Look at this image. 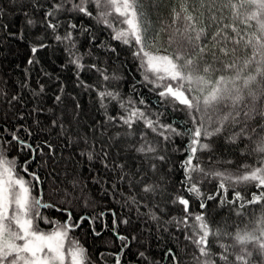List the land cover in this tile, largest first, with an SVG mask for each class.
<instances>
[{"label":"trees","instance_id":"1","mask_svg":"<svg viewBox=\"0 0 264 264\" xmlns=\"http://www.w3.org/2000/svg\"><path fill=\"white\" fill-rule=\"evenodd\" d=\"M54 2L57 0H37L40 6L37 8L31 0H0V10L4 13L0 24L8 25L0 29V135L11 140V132L21 129L22 138L34 147L40 145L29 166V172L41 177L33 195L41 192L43 203L53 205L40 209L51 222L38 221L41 229L51 231L60 224L73 225L65 248L78 241L93 264H114L110 254L124 244L128 247L123 250L122 264H146L139 257L140 252L146 254L147 264H174L167 255L169 249L178 257L177 264H192L196 249L185 239V225L178 224L185 215L184 206L173 202L179 195L188 198L187 185L181 184L184 180L181 161L186 157L188 137L174 136L165 141L145 128L143 121H137L129 129L121 119L127 115L126 109L138 107L151 119H156L159 113L160 123L172 124L183 131L192 127L187 111L182 105L173 108L171 103L166 104L158 95L160 89L152 90L153 85L144 80L139 59L133 56L135 48L113 39L112 29L103 23L82 13L63 12L58 14L63 23L56 32L47 28L42 23L44 13ZM174 6H178L177 0H161L156 7H151L146 0L154 30L159 29L161 21L171 23ZM89 10L94 15L97 12L94 4ZM225 17L227 22L230 11L225 12ZM28 18L36 24L28 25ZM112 19H116L115 14ZM69 20L77 25L75 29L69 28ZM215 30L209 29L205 43L211 40ZM68 31L72 32L71 42L56 40V35L63 37ZM161 39L166 42L167 36L162 35ZM41 43L45 45L42 48ZM33 46L38 47L35 54L31 51ZM251 54V48L244 49L242 45L237 53L241 59ZM76 57H81L79 63L83 68L78 69L71 62ZM29 59L34 63L29 64ZM223 59L228 61L232 57ZM105 91L119 95L101 97L100 93ZM141 99L144 104L139 103ZM256 103L259 105V100ZM248 125L250 129H257V133H252V140L243 137L236 143L229 142L227 138L239 131L238 126L231 124L221 135L209 138L213 151L201 155L204 165L241 174L245 166H256L261 156L252 150L253 141L264 134L259 132L264 128V118L256 116ZM23 129L32 135L28 136ZM142 134L157 148L156 153L147 156L165 155L166 160L146 159L145 153L136 151L144 143ZM88 153H92L91 159ZM6 155L17 157V171L30 180L19 165L33 154L27 149L21 151L12 142ZM152 163L157 166L155 172ZM218 183L212 178L203 182L201 190L206 208L201 209L200 200L192 198L190 211L193 216L203 212L213 227L226 225L227 231L235 233L238 227L243 228L260 215L261 205H248L244 215H237L239 202L233 206L221 205L218 200L207 201V195L216 192ZM149 184L159 186L155 193L144 191ZM236 190L247 199L258 192L254 184L240 185ZM232 191L229 190V200ZM116 234L127 239L121 241ZM220 242L232 243L227 237ZM212 243L214 252L222 251L217 241Z\"/></svg>","mask_w":264,"mask_h":264},{"label":"snow or ice","instance_id":"2","mask_svg":"<svg viewBox=\"0 0 264 264\" xmlns=\"http://www.w3.org/2000/svg\"><path fill=\"white\" fill-rule=\"evenodd\" d=\"M31 2L34 7H40L37 0ZM160 2L148 0L151 7L158 6ZM145 3L146 0H57L44 13L42 23L56 32L63 23L58 14L63 12L82 13L94 18L97 23H103L112 29L113 39L135 48L133 56L139 59L144 80L153 85L152 90L160 89L159 97L166 104L171 103L173 108L177 104L184 106L192 127L183 131L172 124L160 123L159 113L156 119H151L138 107L126 109L127 115L121 119L129 129L137 121H143L145 128L151 129L165 141L174 136L188 137L186 157L181 161L184 171L181 184L182 187L187 185L188 198L179 195L173 202L184 206L185 215L178 224L185 225V239L196 249L192 264H264V134L253 141L255 147L252 149L260 154L261 159L256 166H245L242 174L206 167L201 159L203 153L211 154L213 151L209 138L221 135L229 124L239 127V131H234L227 138L229 142L236 143L243 137L252 140V133H257V129H250L248 122L256 116L264 118V0H177L178 6L171 9V23L161 21L158 30L153 29ZM93 4L97 9L95 15L89 10ZM226 11L231 13L227 22ZM114 14L115 20L112 19ZM3 15L0 10V17ZM26 23L32 26L36 21L28 18ZM67 23L70 29L77 27L70 20ZM7 27L0 24V29ZM211 28L216 30L211 33V40L205 43ZM162 35L167 36L166 42L162 41ZM55 38L71 42L72 32L68 31L63 37L56 35ZM229 44L233 46L231 49ZM241 45L244 49L251 48V56L241 59L237 55ZM44 46L42 43L39 45L41 48ZM31 51L35 54L38 47L33 46ZM229 56L232 59H223ZM80 59L76 57L71 61L78 69L84 67L79 63ZM28 63L33 64L34 60L29 59ZM104 78L108 79L107 76ZM118 95L107 91L100 93L101 97L116 98ZM56 99L60 100V96ZM139 103L145 102L141 99ZM23 130L28 136L32 135L27 129ZM20 131H12L11 140H5L0 135V264H69V261L70 264H93L87 250L78 241L65 248L73 225L60 224L51 231L41 229L38 221L51 222L46 220L40 209L53 205L44 204L42 196L33 195L34 189L41 183V177L36 172H29V166L34 162L40 145L34 147L20 136ZM259 132L264 133V128H260ZM142 140L144 143L136 151L145 153L146 159H167L165 155L148 157L147 154L156 153L157 148L147 140L146 134H142ZM12 142L19 145L21 151L27 149L33 154L23 165H19L31 177L30 180L17 171V157L9 158L6 155ZM48 147L51 149V145ZM88 156L91 159L92 153H88ZM156 167L155 163L151 164L153 172ZM194 176L199 179H194ZM209 178L219 183L216 192L207 195V201L218 200L221 205L233 206L239 202L237 215H244L246 206L259 204L262 209L260 215L249 220L243 228L238 227L235 233L227 231L226 225L213 227L203 212L193 216L190 199L200 200V208H206L201 187ZM249 184H254L258 189L251 199L236 190L237 186ZM158 187L149 184L144 191L155 193ZM230 189L233 190L231 200L227 198ZM131 199L136 202L135 197ZM152 218H156L155 214ZM225 237L232 243L220 242ZM118 239L124 241L127 238L118 236ZM213 240L219 243L222 251H213ZM127 247L124 244L117 252L110 254L114 264H122L121 256ZM167 255L177 264L178 257L172 249L168 250ZM103 256L102 253L101 259ZM139 257L147 264L144 252H140Z\"/></svg>","mask_w":264,"mask_h":264},{"label":"water","instance_id":"3","mask_svg":"<svg viewBox=\"0 0 264 264\" xmlns=\"http://www.w3.org/2000/svg\"><path fill=\"white\" fill-rule=\"evenodd\" d=\"M41 195V192H39V195L38 196H40ZM117 236H120L119 234H116Z\"/></svg>","mask_w":264,"mask_h":264},{"label":"rangeland","instance_id":"4","mask_svg":"<svg viewBox=\"0 0 264 264\" xmlns=\"http://www.w3.org/2000/svg\"><path fill=\"white\" fill-rule=\"evenodd\" d=\"M69 264H70V261H69Z\"/></svg>","mask_w":264,"mask_h":264}]
</instances>
